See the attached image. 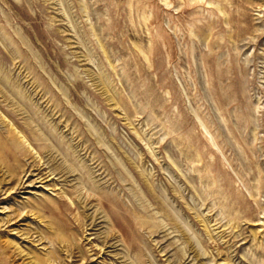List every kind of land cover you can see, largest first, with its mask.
Returning a JSON list of instances; mask_svg holds the SVG:
<instances>
[{
	"label": "rangeland",
	"instance_id": "rangeland-1",
	"mask_svg": "<svg viewBox=\"0 0 264 264\" xmlns=\"http://www.w3.org/2000/svg\"><path fill=\"white\" fill-rule=\"evenodd\" d=\"M0 264H264V0H0Z\"/></svg>",
	"mask_w": 264,
	"mask_h": 264
},
{
	"label": "bare ground",
	"instance_id": "bare-ground-1",
	"mask_svg": "<svg viewBox=\"0 0 264 264\" xmlns=\"http://www.w3.org/2000/svg\"><path fill=\"white\" fill-rule=\"evenodd\" d=\"M37 177H39V176H37ZM40 178V177H39ZM26 180V179H25ZM24 183V182H23ZM94 250V249H93ZM100 251H102V250H100ZM95 252V251H94Z\"/></svg>",
	"mask_w": 264,
	"mask_h": 264
}]
</instances>
